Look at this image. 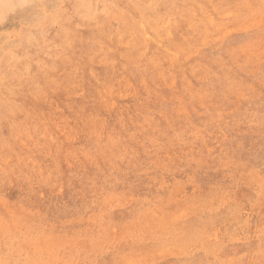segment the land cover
Segmentation results:
<instances>
[{
	"label": "rangeland",
	"instance_id": "374dc122",
	"mask_svg": "<svg viewBox=\"0 0 264 264\" xmlns=\"http://www.w3.org/2000/svg\"><path fill=\"white\" fill-rule=\"evenodd\" d=\"M0 264H264V0H0Z\"/></svg>",
	"mask_w": 264,
	"mask_h": 264
},
{
	"label": "bare ground",
	"instance_id": "6f19581e",
	"mask_svg": "<svg viewBox=\"0 0 264 264\" xmlns=\"http://www.w3.org/2000/svg\"><path fill=\"white\" fill-rule=\"evenodd\" d=\"M17 5V4H16ZM19 7V6H18ZM14 8V7H13ZM164 28V27H163ZM162 47V46H161ZM164 48H165V46H164ZM233 152V151H232ZM238 167V166H237ZM240 187V186H239ZM237 192V191H236ZM152 197V196H151ZM149 198H150V195H149ZM243 200V199H242ZM160 203V202H159ZM134 213V212H133ZM215 239V238H214Z\"/></svg>",
	"mask_w": 264,
	"mask_h": 264
}]
</instances>
